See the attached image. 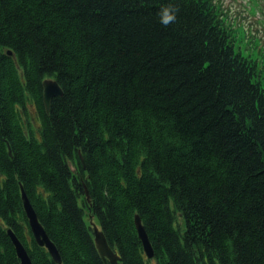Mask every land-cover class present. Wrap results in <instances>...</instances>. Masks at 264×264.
Instances as JSON below:
<instances>
[{
  "label": "trees",
  "instance_id": "16d2710c",
  "mask_svg": "<svg viewBox=\"0 0 264 264\" xmlns=\"http://www.w3.org/2000/svg\"><path fill=\"white\" fill-rule=\"evenodd\" d=\"M236 32L213 0H0V264L8 229L59 264L22 186L61 264H111L91 220L119 264H264V48Z\"/></svg>",
  "mask_w": 264,
  "mask_h": 264
},
{
  "label": "water",
  "instance_id": "95a60500",
  "mask_svg": "<svg viewBox=\"0 0 264 264\" xmlns=\"http://www.w3.org/2000/svg\"><path fill=\"white\" fill-rule=\"evenodd\" d=\"M9 53L11 54L12 52L9 51ZM62 94H63V90L56 79L47 78L43 81V100L47 111H49L50 109L53 97L61 96ZM80 157L83 166L86 167L84 158L82 156ZM85 194L87 200L90 201V193L87 186H85ZM22 200L26 214L29 219L31 230L33 232V235L37 243L43 247H46L49 253L51 254L52 258L57 263L61 264L62 263L61 254L56 244L50 239L44 226L41 224L37 212L35 211L33 205L31 204V201L27 196V193L23 188V186H22ZM135 224L146 255L148 256V258H153L155 255L153 246L145 230V227L142 224L141 218L138 214L135 216ZM92 228L95 235L96 246L100 252L101 257L104 259V261L106 262L109 261L111 264H119L120 257L109 245L103 230H101L100 227L94 221L92 222ZM8 233L13 243L15 244L18 256L20 257L22 264H32L28 251L26 247L23 245V243L20 241L19 237L13 232L12 229H8Z\"/></svg>",
  "mask_w": 264,
  "mask_h": 264
},
{
  "label": "rangeland",
  "instance_id": "374dc122",
  "mask_svg": "<svg viewBox=\"0 0 264 264\" xmlns=\"http://www.w3.org/2000/svg\"><path fill=\"white\" fill-rule=\"evenodd\" d=\"M261 16L264 18V14H261V10H257L255 14H252L249 7L240 5H233L232 10H229L228 17L231 20V26H235L237 23H242L247 29H252V32L261 37L264 41V23H261ZM250 31L244 35L243 31L238 28L236 36L238 38L237 44L241 47L242 52L245 55L256 57L258 51L256 49L257 41L250 34ZM248 35V36H247ZM263 53V51H262ZM73 169H76L74 164L71 165ZM180 218V217H179ZM87 221L90 223L89 213L87 212Z\"/></svg>",
  "mask_w": 264,
  "mask_h": 264
},
{
  "label": "clouds",
  "instance_id": "9594fccd",
  "mask_svg": "<svg viewBox=\"0 0 264 264\" xmlns=\"http://www.w3.org/2000/svg\"><path fill=\"white\" fill-rule=\"evenodd\" d=\"M179 11L180 8L177 4L170 3L169 5L163 7L158 13L159 22L167 27L177 20Z\"/></svg>",
  "mask_w": 264,
  "mask_h": 264
},
{
  "label": "bare ground",
  "instance_id": "6f19581e",
  "mask_svg": "<svg viewBox=\"0 0 264 264\" xmlns=\"http://www.w3.org/2000/svg\"><path fill=\"white\" fill-rule=\"evenodd\" d=\"M22 191V190H21Z\"/></svg>",
  "mask_w": 264,
  "mask_h": 264
}]
</instances>
